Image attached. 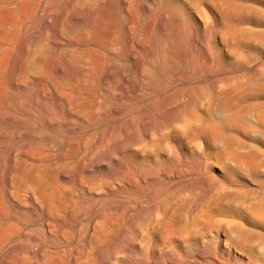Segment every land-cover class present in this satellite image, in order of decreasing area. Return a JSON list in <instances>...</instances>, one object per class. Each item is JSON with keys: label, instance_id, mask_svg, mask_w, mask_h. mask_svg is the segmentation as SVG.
Returning a JSON list of instances; mask_svg holds the SVG:
<instances>
[{"label": "rangeland", "instance_id": "1", "mask_svg": "<svg viewBox=\"0 0 264 264\" xmlns=\"http://www.w3.org/2000/svg\"><path fill=\"white\" fill-rule=\"evenodd\" d=\"M157 1L168 15L165 19L168 46L176 49L179 40L188 46L184 53L192 79L178 81L153 65L149 51L160 45L162 37L155 28L156 19L151 23L156 43L144 44L136 58L153 70L157 88L155 84H145L124 48L125 77L108 74L107 67L99 68L85 89H75L74 96L81 105L79 119L86 122L82 132L93 138L103 137L104 154L116 153V159L100 170L107 177L103 195L91 197L79 188L63 187L53 172L52 162H45L38 170L35 166H25L23 156L19 155L18 162L9 163L17 149L30 152L28 146L33 142L66 143L77 135V131L67 133L57 126L69 119L59 106L66 101V95L43 92L45 81L41 77L24 85L18 71L26 52L23 42L39 37L45 42L38 59L39 73L54 71L67 75L65 70L63 73L65 63L51 46L62 21L76 26L89 20L90 31L80 30L75 41L80 54L97 57V52L90 48L96 49L111 26L118 28L120 41L125 43L119 4L116 0H101L91 12H86L75 0H0V222L16 223L15 233L0 241V264H23L25 256L28 264H69V249L88 241L84 226L95 223L101 215L107 217L104 242L100 247H90L78 264H138L141 252L152 263L159 250L165 251L163 246L168 239L178 242L184 230L196 220L202 219L204 225L213 216L232 210L243 213L252 225H264L246 213L248 207L242 206L259 200V194L264 193V0ZM144 26L139 24L138 36ZM196 38H201L203 44L197 50L191 46ZM66 39L74 44L69 37ZM192 52L197 54L198 71L187 55ZM180 93L184 95L183 102L165 108L166 100ZM159 124L165 129L152 136L147 134L139 142L144 128L149 130ZM71 151L69 155L76 160L77 148ZM77 168L71 169L70 174H75ZM4 170L12 173L16 170L12 191L20 202L11 201L3 189ZM114 177L119 180L115 182ZM211 180L215 186L219 183L215 196L206 191L212 185ZM28 187L43 208L49 202L58 205L67 199L72 201L67 200L63 211L50 212L55 223L69 232L68 242L61 249H56L57 242L63 241L57 228L52 234L46 229L47 210L37 206L34 209L25 203L23 192ZM238 187L242 190H237ZM246 190L250 199L245 196ZM235 193L239 194L235 196ZM170 195L173 197L168 201ZM34 210L41 224L35 221ZM99 226H94L95 232L89 230L93 236L101 229ZM35 235L45 240V248L53 250L45 259L38 254L40 246L29 249L26 255L20 248L13 252L10 249V245Z\"/></svg>", "mask_w": 264, "mask_h": 264}, {"label": "bare ground", "instance_id": "2", "mask_svg": "<svg viewBox=\"0 0 264 264\" xmlns=\"http://www.w3.org/2000/svg\"><path fill=\"white\" fill-rule=\"evenodd\" d=\"M100 1L101 0H75V4L78 5L81 9H84V11L91 12L94 5L96 3L98 4V2ZM116 1L119 4L120 20L122 24V30L125 36V43H122L120 41V38H119L120 35H119L118 28L116 26H111L109 30L105 33V37L103 41L100 44H97L95 46L96 49L90 48V50H95L97 52V57L93 58L89 54H86V55L80 54L79 51L81 49L79 48V44H77L76 42L79 39L78 35H79L80 30L85 29V30L90 31L91 27H89V24H90L89 20L83 21L84 24L82 25L81 23H79L80 25L75 24L76 26H69V24H66L65 22L62 21L58 27V30L55 31L57 32L56 33L57 39L52 41L51 46H53V48L55 49L54 51L56 52L58 51L59 55L62 58V61L65 63L66 66L64 69L63 68L62 69H63V73L65 71L67 72V75L61 76V73H57V72L55 73L54 71L52 72L49 71V73H44V74L39 73L41 69L38 63V59L45 45V42L39 37L38 38L30 37L25 41V43L23 42L22 48L24 47L26 52L24 51L25 52L23 56L24 58L22 59L23 61L18 71L19 72L18 78L20 79L21 83H23L24 85H27L28 83L32 84L33 81L37 77L39 78L41 77L40 80L44 78L43 80L45 81V85L42 82V84L44 85V89H42L43 92H56L59 94L61 93L62 95L64 94L63 96L66 95L67 97L66 101L60 102L59 106H61V110L68 116L69 119L63 123H59L57 126L58 128L64 130L67 133L77 131V135L73 139L68 140L66 143L58 142L59 144H57L55 143V141L48 142V143H43L39 141L33 142L31 145L28 146V149L30 150V152L28 151V153L26 152L23 153L22 151L17 149L14 155L13 156L11 155L12 157L9 158L8 160L9 163L14 164L18 162L19 157H20L19 155L23 156V163L25 166H28V165L35 166L38 170L44 167L45 162H48V161L52 162L55 166V171L53 172L55 173L56 176L60 178V181H61L60 183L63 185V187L67 186V187H72L73 189L79 188L82 190V192L85 195H91V197L93 195H99V196L103 195L105 191V186L107 185V177L100 170L104 167V165L116 159V153H110L107 155L104 154L103 137L96 136V138H93L91 137V135L90 136L84 135V133L82 132L83 129H85L84 127H85L86 122L79 119L80 115H79L78 110L81 105H79V102H78L79 100L76 98V96H74L75 94H77L75 92V89L76 88L85 89L84 87L88 85L89 82L93 78V75H94L93 72H95L99 68L107 67L108 74H117V75H120L121 77H125V74L127 73V67H126V64L123 62L122 51L124 48L128 51L129 57L134 62L135 70L141 74L145 84L149 83L151 85H154L155 77L153 73H151L152 69H150L141 60H138L136 56L138 53V49L141 48L147 42L155 41L156 43L157 40L155 37L154 27L152 25L153 21L156 22V19L158 21H157V26L155 28L158 29V32L160 33L159 35H161L162 37H161L160 45L159 46L158 44L154 45L153 48L149 51L150 60L152 61L153 65L158 66L165 73L172 74L174 78L177 79L178 81L189 80L190 78L192 79V77H189V74H188L189 70L187 71V68L189 69V67L186 68V54L184 53L185 49H187L186 47L188 46H186L180 40L176 44V49H174L173 47H169L167 44L168 37L166 35L165 19L167 18L168 15L165 9L161 7V3H159L157 0H116ZM186 1H190V0H186ZM73 20H74V16H73ZM140 23H142L143 26L144 25L145 26L142 29V34L138 36V29H139ZM67 37H69L74 44L68 43V40L66 39ZM200 39L199 38L194 39L193 43L191 44V46L196 50L198 48H201L203 45ZM194 52L187 54V55L191 61L190 63H192V65L194 66V69L197 70L199 64L197 63L198 61L195 63V61L197 60V57L195 56L196 53ZM177 54L179 55L178 58L175 57V55ZM41 68H45V67L42 66ZM195 70L193 71L195 72ZM156 85L157 83L154 85L157 88ZM182 94L180 93L174 98H168V100H166L165 102V108L172 107V106L178 105L181 102H183L184 95ZM158 126L159 127H156V126L152 127L149 130L147 128H144L145 131L141 129L143 132L140 131L142 133H141V138L139 142L143 141L144 138L147 136V134L149 135L151 134L152 136L153 133L156 134L157 132H161L164 127L161 128L160 124ZM165 132L167 133V131ZM73 148H77L78 150L77 151L78 153L76 154L77 155L76 160L74 159V157H71L69 155V153L72 152L71 149ZM263 163L262 165H264ZM76 166L78 167L77 172L75 174H70L71 172L69 171L75 168ZM203 166H204V163H203ZM183 169L185 168L183 167ZM187 169H185V171ZM95 170L96 172L93 175V172ZM205 170L203 169V171ZM15 171L16 170H13V173L11 171H5L6 174L3 172L4 175H6L5 176L6 178L4 180L5 182L3 185V189L5 187L6 193L9 195V197L12 198L11 201H13V199H17V200L19 199V196L12 191L14 184L16 185L15 183L16 175L14 174ZM188 172L187 174L190 173ZM191 173H193V171ZM257 173H258V170H257ZM113 180L117 182L119 178L114 177ZM212 180H211V183H212ZM36 181H34L35 184H36ZM39 182L40 180L37 182V185H39L38 184ZM207 183L210 184V181H208ZM218 184L217 186H215L212 183V185L208 187V189L206 190L207 193H210L211 196L213 193L216 194L215 191H217L219 188ZM223 185H225V183ZM201 187H202V190L201 189L200 190L203 191V186L201 185ZM239 187L237 188V190L238 189L242 190V188H239ZM184 188L186 187L184 186ZM184 188L183 190H185ZM44 189H40V190L42 191ZM223 189L224 187H222V190ZM233 189L235 190L236 188H233ZM262 190L261 192L263 193ZM42 192H41V195H43ZM52 192L53 191H51V193ZM238 192L240 193V191ZM23 193H24L25 203L27 205L31 206L34 209L37 206L41 208L42 210L43 209L47 210V213L45 215L46 218L44 219L46 229L49 234H52L54 232V229L57 228L58 230L57 233H59L61 240H63L64 243L63 241L57 242L56 249H61L62 247H64L66 243L68 242L67 238L69 237V232L66 231V229H64L62 226L57 225V223H55V220L51 216L52 214H50V212L53 210H56L58 212L63 211L68 205L67 200L68 201H71V200L67 199L65 200L66 202L64 201L65 203L61 202V204H58V205H55L49 202V203H46L47 204L46 208H43L42 207L43 205L40 204L41 201H38L39 199L35 197L34 192L31 189V187L26 188L25 192ZM239 193H235L234 195L236 196ZM246 193L247 194H245V196L248 195L247 190H246ZM215 194L213 195L215 196ZM227 194H228V191H227ZM242 195H244V193ZM259 196L261 197L259 200L257 201L254 200L253 202H249L247 200V202H249L248 206L245 203H243L242 206L244 207V209L248 207V212H246V210L244 211L246 213H249L248 214L249 216H251L253 219L258 220V222H261L264 224V193L262 195L259 194ZM259 196H255V198L258 199L257 197ZM54 197H56V195ZM172 197L173 196L169 198L167 197V200L172 199ZM248 198L249 196H247V199ZM234 199L236 200L235 197ZM170 202H173V201H170ZM244 202L246 201L244 200ZM170 204H173V203H170ZM18 209H20L19 206H18ZM155 211H156V208H155ZM224 212H227V211H223V213ZM235 212H233L232 210V212H229L226 214H221V215L218 214L216 216H213L208 221L206 222L204 221V225L201 223V221L203 222L202 219L201 221H199V219L196 220L192 225H190L184 230L178 242L172 239L170 240L168 239L164 243V246H163L165 248V251L159 250V255L153 258L152 263L148 262L146 260V255L143 252H141L137 257L138 264H264V225L260 224V227H257L256 224L252 225V223L249 220H247V217L242 216L243 213L241 214V213H235ZM195 213H193V215ZM32 214L35 218V221L38 224H41L40 223L41 220L39 216L37 215V211L34 210ZM105 218H107L105 215L104 216L101 215L98 217V220H96L95 223L89 222L87 223L86 226H84L85 229L83 227L84 229L83 231L87 234L88 241H86V243L84 242V244L82 243L81 245L77 247L74 246L75 248L69 249L70 250L69 257H71L69 260L70 261L69 264H78V262L82 259L83 255L87 252V250L90 247L92 248L94 246L100 247L103 244L104 242L103 235L104 233H107L106 231L103 232ZM197 218H199V216H197ZM96 224L100 225L101 229L99 231L97 229L96 231L98 232L95 234V236H93L92 232H95L94 226ZM245 224H247L248 226H246ZM15 226H16V223L14 222H0V241L3 239L4 236L15 233L13 232V229L15 228ZM20 230L21 229H19L18 231ZM89 230H91L92 232ZM44 241L45 240L41 236H38V235L29 236L25 238L24 242H22L24 243L23 245L21 242H16L10 245V249L13 252V251H17L20 248L22 249L23 255H26L29 249L33 248L34 246H40L41 248L39 249L38 254L43 259H45V257H47V255H49V253H51V251L53 250L51 249L50 251L49 248H45ZM157 247H162V246L157 245ZM25 257L22 261L25 260L27 262L28 259H26L27 257L26 258ZM94 258H96V256ZM26 262L24 263L28 264Z\"/></svg>", "mask_w": 264, "mask_h": 264}]
</instances>
